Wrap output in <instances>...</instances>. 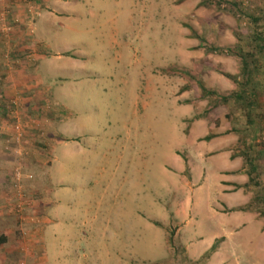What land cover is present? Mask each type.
Listing matches in <instances>:
<instances>
[{"label":"rangeland","instance_id":"1","mask_svg":"<svg viewBox=\"0 0 264 264\" xmlns=\"http://www.w3.org/2000/svg\"><path fill=\"white\" fill-rule=\"evenodd\" d=\"M0 15V234L7 236L0 264H23L14 207L20 195L34 200L42 217V223L30 221L42 235L38 264H200L195 260L225 220L208 206L227 212L214 198L222 178L245 174L243 157L231 154L239 153V131L247 129L231 99L195 119L208 106L196 80L220 94L235 89L220 71L241 77L242 64L226 49L245 46L256 29H264V0H0ZM19 16L36 22L33 35L41 41L44 67L56 66L53 74L42 69L53 87L44 76L39 110L36 103L27 110L24 129L30 127L35 138L26 165L9 148L16 143L2 133L1 123L14 108L4 86L14 70L4 59L7 53L20 57L14 39ZM193 33L205 37V44ZM211 45L224 50L208 52ZM258 65L263 116L255 142L264 150V61ZM46 88L57 101L44 102ZM61 125L81 140L57 137ZM208 133L218 135L203 140ZM70 140L75 142H65ZM257 162L264 182V159ZM19 166L22 179L14 185ZM257 191L252 186L248 194ZM67 207L76 229L69 236L58 229L56 240L48 241L43 230L58 220L53 211ZM177 219L184 223L179 241H192L188 254L180 253L176 237L169 246L165 230L154 224L173 221L178 236ZM194 231L202 239L193 240ZM231 231L225 264H264V234L258 236L250 223ZM250 238H259L261 246L247 253ZM26 249L35 252L37 246Z\"/></svg>","mask_w":264,"mask_h":264},{"label":"crops","instance_id":"2","mask_svg":"<svg viewBox=\"0 0 264 264\" xmlns=\"http://www.w3.org/2000/svg\"><path fill=\"white\" fill-rule=\"evenodd\" d=\"M19 18H20V21H19L20 28L17 29V32L14 35V39H15V45H16L17 50H20V57H15L19 53H13V54L7 53L5 55L4 60H7V65H6L7 68L9 67V70H14V72L8 75L7 77L8 83L7 84L5 83L4 86L7 91L6 92L7 101L13 104L14 108H12V110H15L18 113V115L20 114L21 116L20 119L23 121L22 123H23V129H24L25 128L24 122H26L25 117H28V118L30 117V115H28L29 111H27L28 108L29 107L34 108V104L36 103L37 104V106L35 105L36 112L37 110H39L38 100H40V98L42 99V96L40 95L42 94L40 86H41V82L44 81L42 80V78L46 79L44 76H48V79H46L48 81V85L53 87L52 84H54L49 80L51 75L46 74L44 72L42 73V69L49 70L53 74V73H56L55 72L56 66H52L51 64L52 62H49L46 67H44L43 65L44 61L42 60V54H41V41L37 37V35L36 37L33 35V34H36L35 33V23L36 22L33 23L31 19L29 21V19H26V18H25L26 19L25 21L24 19H21L22 18L21 16H19ZM5 48H6V51L9 52V49H8L9 47H5ZM12 56L15 57V59L12 60ZM81 65H84V64H81ZM78 66H80V64ZM83 73L84 71L82 72V74ZM50 89L51 88H46L48 94L45 95L44 102L46 101L52 102L53 100L57 101L55 100V97H54L56 93L53 91L51 92ZM60 104H64V103H60ZM64 106L66 109H69V107H67L65 104ZM10 116L11 117H9V119H11V121L7 119L5 122L4 121L1 122L4 125L2 133L4 132L3 134L6 137H11L13 139L15 132L12 128V123L14 121V118L17 116V114L14 113ZM57 131L61 134L62 137H66L68 139L78 138V135L73 136V135L65 134L64 131L62 130V125L57 127ZM33 136H34V132L30 130V127L27 128V130L24 129L21 141L17 143L13 139L12 143H16V146H9L10 149L20 152V161H22L21 165L23 164L26 165V162H27L26 157H30L29 156L30 142L32 139L35 138ZM81 138L82 137H79L76 140L79 141L81 140ZM65 142L66 143L75 142V140H70V141H65ZM227 175L222 178L225 184L221 186V192L219 194L214 195V198H216V200H220L225 205V208H226L225 210L227 212H223L217 209H215V212H214L212 210V207L207 205L210 212L213 213L216 218L224 217L225 220L217 225L219 227L218 228L219 230L215 232L213 243L210 245V247L212 245H215L214 251L208 257L202 259V255L210 249L209 247L206 251H204L197 258V260H195L196 262H199L200 264H225L226 263L225 261L227 257L229 256L228 249L230 247L228 241H226V238L232 233L231 230L233 229H234V232H236L241 229L248 228V224L250 223L254 227L258 236H260L261 234H264V220L258 217V214L256 212L230 211L229 210L232 207L246 204L250 200L251 196H249L248 192H245L242 188L234 189L235 184H243L244 182L247 181V177L245 174L241 173V175L236 176L232 173L229 176ZM230 189H231L230 193L236 194L235 196H230L227 193L223 192V190H230ZM225 195H228V196L222 198ZM194 197H195V194H194ZM209 201H210V198H209ZM14 207L16 208V211L18 212L17 217L20 223V245L24 249L23 250L24 252L22 254V263L23 264H29V263L38 264L39 261L42 260L40 259V256L38 258L36 257L37 253L40 254V251H41V247H42L41 236L42 235H41L40 228H38V230L37 228L31 229L30 221H33L32 219L36 218V220H34V222L32 223L34 224L35 223L37 224L38 222L42 223L41 221L42 217H40L41 215L38 214L39 211L37 210V208H35L34 200L31 199L28 201L22 195H20V200L16 199V201L14 202ZM70 211H71V208H68V207L65 208L64 213L63 212L61 213V211L58 209L53 211V213L57 216L58 220L51 222V224L49 223L47 228L43 230V233H46L48 235L47 236V238H49L48 241L54 242V240H56L57 238L56 231L58 229L63 230L66 236H69L70 233L76 229V226L73 224L72 211L71 212ZM252 222H257L258 224L252 223ZM179 225H181V227L179 228V235H178V237L180 238V231L183 229L182 227L184 223L181 222L179 223ZM35 232L38 234L36 235ZM184 233H186V231ZM35 235L37 236V238L35 239L32 238V237H35ZM193 236H194L193 240L202 239L203 237L202 235L199 236V234H196L195 231L193 232ZM180 242L185 248V252L182 251L180 253H183V255L188 254L189 247H187V245H189L192 241L184 243L180 240ZM31 245L33 247L34 245L37 246L36 250L38 252L37 251L29 252L26 249L27 246H31ZM244 245L245 247L248 248L246 252L249 253L250 251H255V250H250L249 247L252 246L254 248L255 247L258 248L259 246H261V242L259 238H250L245 241ZM257 258H258V255H257ZM19 264H20V260H19Z\"/></svg>","mask_w":264,"mask_h":264},{"label":"trees","instance_id":"3","mask_svg":"<svg viewBox=\"0 0 264 264\" xmlns=\"http://www.w3.org/2000/svg\"><path fill=\"white\" fill-rule=\"evenodd\" d=\"M228 4L233 6L237 5V2L232 1L228 2ZM193 34L198 37L202 45L205 44V37L196 33ZM237 38L241 39L240 36ZM249 38L250 39L245 43V46L241 43H238L235 45V47L226 49V51H230L231 53L238 55L242 64L240 70L241 77H236L220 71L223 75L231 79L236 85L233 91H231L229 94H220L214 89L205 87L201 80H196L200 89V97L208 100V106L202 113L203 115L198 114L195 115L194 118L200 119L202 116L207 115L213 108L218 105L226 104L230 99L238 105L237 107H239L240 113L245 119L244 125L247 131H244L243 134L239 131L240 137L238 138L237 145L239 148V153L231 154V158L238 155L243 157L245 166L243 171H245V174L247 175V181L243 184H235L234 189L242 188L245 192H248L252 186H258L260 191L255 192L246 204L232 207L229 210L253 211L258 214V217L264 220V182L259 178L260 164L257 162L259 158L264 159V150L259 148L255 142L257 132L261 128L259 123L263 116L258 110L260 108L258 98L261 94L259 89L260 81L255 79V76L261 68V66L258 65L259 60L262 59V61H264V29H256V31H254ZM206 50L209 52L223 51L224 49L211 45L210 47L206 48ZM257 57H260L261 59L258 60ZM183 73L186 74L190 79L194 78L192 73L187 69L183 70ZM187 86L188 85L182 86L180 90H185ZM59 112L61 111L59 110ZM217 135L218 134L215 133H208L203 137V140H211ZM56 136L64 139L60 134H57ZM173 221H171L166 227H163V225L158 221H154V224L165 230L169 246L170 244L172 245L174 243L173 238L176 237L177 246L181 251L185 252V248L179 241V237L176 234V225H173ZM6 240L7 236L3 233L0 234V245L5 243ZM214 249L215 245H212L210 249L202 255V259L208 257L214 251Z\"/></svg>","mask_w":264,"mask_h":264},{"label":"built area","instance_id":"4","mask_svg":"<svg viewBox=\"0 0 264 264\" xmlns=\"http://www.w3.org/2000/svg\"><path fill=\"white\" fill-rule=\"evenodd\" d=\"M5 20V17L1 16L0 15V21H4ZM4 26H6L4 24ZM9 26V25H8ZM14 111V110H13ZM9 111V113L12 115L14 114V112L17 114V116L14 118V121L12 123V128L15 132L14 134V140L15 142L19 143L22 139V134H23V121L20 119V115H18V113L16 111ZM11 117V116H10ZM20 150V149H19ZM16 153L19 154L18 151H15ZM21 167H16L13 171V176H14V185L18 184L20 182V180L22 179V171H21Z\"/></svg>","mask_w":264,"mask_h":264}]
</instances>
